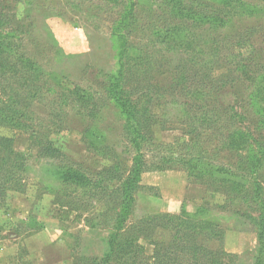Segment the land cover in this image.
<instances>
[{
  "label": "trees",
  "instance_id": "obj_1",
  "mask_svg": "<svg viewBox=\"0 0 264 264\" xmlns=\"http://www.w3.org/2000/svg\"><path fill=\"white\" fill-rule=\"evenodd\" d=\"M9 1L23 10L17 19L0 8V129L33 131L37 115L33 108L43 104L49 105L43 109L50 128H59L71 108L73 116L86 123L84 134L89 137L99 133L88 127L91 121L113 115L119 124L121 149L129 164L115 163L107 172L90 173L69 162L47 138L35 143L36 157L46 163L44 172L62 188L88 193L93 189L95 197L116 198L107 252L99 264H112L118 255L141 264H187L176 260L178 244L184 245L179 248L182 256L199 258L194 264H219L217 253L204 249L202 243L206 235L219 239L223 232L214 223L204 225L202 206L194 214L180 209L179 217L161 215L179 242H168L171 248L165 250L153 244L160 249L151 257L131 236L134 228L145 232L146 223L159 218L145 215L135 224L127 223L134 216L135 197L146 189L142 175L172 169L184 171L195 185L224 184L222 191L231 190L230 200L237 196L238 206L251 211L247 218L258 249L254 264H264V65L255 66L243 57L246 35H238L236 42L234 35H221L250 7L243 0H61L58 11L55 4L43 0ZM66 9L74 15L70 22L75 27L79 21L90 23L94 31L110 25L115 68L99 70L100 82L93 86L69 85L65 76L46 71L28 48L37 37L44 48L49 41L56 46L45 21L52 15L64 18ZM85 33L89 39V32ZM252 68L263 72L252 76ZM221 69H229L231 76L217 79ZM227 80H239L245 91L243 99L223 107L214 95ZM170 122L184 128L187 140L164 144L156 139L153 127L163 129ZM202 140L209 141L212 149ZM27 170L26 156L14 150L11 138L0 135V190L24 191ZM124 232L122 252L117 254V241ZM197 239L203 240L199 244Z\"/></svg>",
  "mask_w": 264,
  "mask_h": 264
},
{
  "label": "rangeland",
  "instance_id": "obj_2",
  "mask_svg": "<svg viewBox=\"0 0 264 264\" xmlns=\"http://www.w3.org/2000/svg\"><path fill=\"white\" fill-rule=\"evenodd\" d=\"M58 1L61 0H43V3L55 4L60 11L62 9ZM243 2L250 7V12L246 13L247 10L244 9L245 14L241 17L238 15L221 35L222 38L223 35L226 37L225 34H229L228 37L234 35V42L238 35H246L247 43L241 51L242 55L256 63L255 66H261L264 65V0ZM1 7L5 14L17 16V19L23 10L21 5H14L9 0H0ZM62 14L64 18L52 15L45 21L56 40V46L49 41L44 48L41 38L37 37L35 42L28 45L31 54L46 71L65 76L69 85L73 83L88 87L98 84L99 70L109 72L116 64L115 51L111 48L109 38L110 25L104 24L99 31H94L90 23L79 21L75 27L70 22L74 15L67 9ZM82 19L85 20V17ZM83 28L89 32V39ZM220 42L224 43V40L220 39ZM223 65L224 63L220 65L221 68ZM251 71L252 76L263 72L258 68H252ZM219 73L221 76L216 74L217 79L230 74L229 69H221ZM241 86L239 80H227L225 86L216 91L215 100L223 107L233 106L245 91ZM47 106L49 105L43 104L33 108L37 114L33 131L22 133L0 129V135L12 139L14 150L24 154L28 164L24 191L0 190V264H99V260L107 252L106 241L112 231V219L115 215L111 207L116 198H105L106 195L95 197L93 189L88 193L78 188H62L44 172L46 163L36 157L35 143L47 138L69 162L90 173L101 170L107 172L115 163L120 166L129 164V157L121 149L120 127L113 115L96 121V125L91 121L88 127L99 133L96 137L94 134L89 137L84 134L86 123L78 116L74 117L75 111L71 108L66 111L67 117H63V124L59 128H50L46 110L43 109ZM243 125L248 127L247 123ZM165 126L163 129L153 127L158 141L174 144L187 140L182 126L172 122ZM202 141L206 148L212 149L209 141ZM141 185L146 189L135 197L134 216L127 223L135 224L134 220L145 215L159 216L155 221L150 220L151 224L146 223L147 231L143 232L142 229V233H138L134 228L131 232V236H136L135 244L143 247L147 257L160 249H156L153 244H159L165 250L171 248L168 242L178 241L173 229L166 227L167 220L161 218V215L179 217L182 209L188 214H194L198 206H202L205 210L202 217L204 225L214 223L223 232V237L219 239H212L209 235L204 240L200 239L203 240V248L216 252L219 264L255 263L257 237L247 218L251 211L238 206L236 195L230 196L233 198L230 200L227 194L231 190L225 187L226 193L222 191L224 184L219 188L213 184L208 188L195 185L184 171L172 169L143 174ZM0 186L2 187L1 181ZM114 188L115 182H112L111 189ZM216 188L218 189L215 190ZM126 235L124 232L119 236L117 254L122 252L121 243L125 242ZM197 241L200 244L198 239ZM181 246L184 245L178 244V251H174L178 262L194 264L199 260L197 256H192V259L189 254L182 256L179 251ZM133 262L141 264L138 259L118 255L112 264Z\"/></svg>",
  "mask_w": 264,
  "mask_h": 264
}]
</instances>
